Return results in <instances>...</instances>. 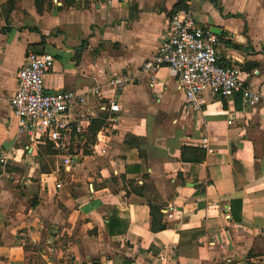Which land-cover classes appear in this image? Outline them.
<instances>
[{
  "label": "crops",
  "instance_id": "crops-1",
  "mask_svg": "<svg viewBox=\"0 0 264 264\" xmlns=\"http://www.w3.org/2000/svg\"><path fill=\"white\" fill-rule=\"evenodd\" d=\"M43 2L0 0V264H264V0ZM178 9L219 30L215 60L239 67L255 106L204 91L186 108L178 74H142ZM28 50L52 55L47 92L110 96L113 73L129 78L111 128L93 97L83 106L70 168L18 134Z\"/></svg>",
  "mask_w": 264,
  "mask_h": 264
},
{
  "label": "built area",
  "instance_id": "built-area-1",
  "mask_svg": "<svg viewBox=\"0 0 264 264\" xmlns=\"http://www.w3.org/2000/svg\"><path fill=\"white\" fill-rule=\"evenodd\" d=\"M217 43L218 36L198 26L191 10H175L169 17L165 38L153 55L142 62L140 70L150 79L164 67L178 74L177 87L186 108H198L204 91L216 92L223 98L241 93L246 105L255 106L259 95L245 84L239 67L216 62ZM52 64L51 54L28 50L17 72L16 91L10 106L17 120L18 134L30 145L51 141L67 169L76 161L77 144L89 125L83 106L93 97L99 110L108 114L106 128L115 125L120 112L118 92L129 83V78L113 73L106 83L114 91L110 96H104L99 86L47 92L43 79ZM88 115L93 116L91 109ZM56 187L61 184L57 183Z\"/></svg>",
  "mask_w": 264,
  "mask_h": 264
},
{
  "label": "trees",
  "instance_id": "trees-1",
  "mask_svg": "<svg viewBox=\"0 0 264 264\" xmlns=\"http://www.w3.org/2000/svg\"><path fill=\"white\" fill-rule=\"evenodd\" d=\"M34 1H35V5H36V8L38 9V11L41 10L42 5L45 3V2H43L44 0H34ZM160 227H162V226H160Z\"/></svg>",
  "mask_w": 264,
  "mask_h": 264
},
{
  "label": "water",
  "instance_id": "water-1",
  "mask_svg": "<svg viewBox=\"0 0 264 264\" xmlns=\"http://www.w3.org/2000/svg\"><path fill=\"white\" fill-rule=\"evenodd\" d=\"M213 32H217V31H219L218 29H216V28H212L211 29Z\"/></svg>",
  "mask_w": 264,
  "mask_h": 264
},
{
  "label": "rangeland",
  "instance_id": "rangeland-1",
  "mask_svg": "<svg viewBox=\"0 0 264 264\" xmlns=\"http://www.w3.org/2000/svg\"><path fill=\"white\" fill-rule=\"evenodd\" d=\"M109 128H111V127H109ZM49 147V146H48Z\"/></svg>",
  "mask_w": 264,
  "mask_h": 264
}]
</instances>
